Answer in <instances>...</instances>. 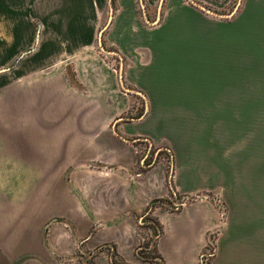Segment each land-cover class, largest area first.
I'll use <instances>...</instances> for the list:
<instances>
[{
    "label": "crops",
    "instance_id": "crops-1",
    "mask_svg": "<svg viewBox=\"0 0 264 264\" xmlns=\"http://www.w3.org/2000/svg\"><path fill=\"white\" fill-rule=\"evenodd\" d=\"M38 2L29 3V14L43 28L36 32L37 42H44L32 58L44 63L29 68L28 79L43 80L40 85L32 83L43 94L0 95V264H53L54 255H68L101 224L99 239L117 240L131 259L139 213L168 191L164 168L157 167L143 181L128 177L123 168L136 161L135 149L126 142L131 137H149L172 151L176 193L193 196L220 189L222 217L207 202L186 206L177 214L156 213L164 227L157 248L167 264H200L207 234L216 229L212 264H264V160L256 151L259 139L253 138L251 154L246 153L243 134L245 39L246 33H264V0H244L242 15L231 22L203 15L189 0H168L161 20L152 26L154 9L160 12L158 0H147L145 19L137 0H116L107 40L132 61L125 67L126 80L146 96L148 104L146 116L120 126L118 132L112 126L130 103L116 70L92 51L105 0ZM226 3L229 0H204L212 8ZM15 4L0 3L2 17L9 23L14 21L10 16L19 15ZM18 28L0 37L10 39L13 33L17 40ZM18 50L17 43L9 45L6 63ZM70 66L79 89L68 77ZM25 72L17 69L9 78L21 81ZM213 72H221L219 84ZM216 87L222 92L214 107ZM42 98L44 111L37 112L35 105ZM22 103L29 105L28 111L21 112ZM7 104L17 107L12 128L6 124ZM214 118L222 120L223 132L219 179L213 176L212 161L206 164L200 157L202 145L191 138L189 125L192 120ZM38 119L43 123L36 124ZM24 129L30 137L27 145L5 142L6 136ZM102 165L120 169L109 173L95 169ZM71 167L73 176L58 205L59 215L73 218L76 227L56 224L45 231L37 218V185L45 184L51 192L47 185L64 182ZM47 191L42 217L53 215ZM99 263L109 264L104 258Z\"/></svg>",
    "mask_w": 264,
    "mask_h": 264
},
{
    "label": "rangeland",
    "instance_id": "rangeland-1",
    "mask_svg": "<svg viewBox=\"0 0 264 264\" xmlns=\"http://www.w3.org/2000/svg\"><path fill=\"white\" fill-rule=\"evenodd\" d=\"M36 0H1L0 3H16L13 9H16L15 17L10 16L9 19L14 21L11 23L3 18L0 6V33L4 32L8 35V32L13 29V27H19V39H14L13 33L11 37L1 38L0 37V70H6L5 73L0 74V95H24L27 97L29 94H37V96L42 95L43 91L34 90L33 85H40L43 80L32 79L29 80L30 76L29 68L35 67L42 61L33 59L34 54L40 49L42 43L44 42L40 39L37 42L36 32L40 28L43 32V28L40 27L39 23H36L29 14V3ZM39 0H37V3ZM139 13L142 19L144 13L147 15V0H137ZM168 0H158V9H154L152 19L149 20L150 25L157 24L166 8ZM188 1V0H185ZM189 3L198 12L203 15L210 17L218 22H231L242 15L245 9L246 3L244 0H229L224 7L212 8L204 4V0H189ZM107 5L101 15V26L96 33V37L93 41L92 51L100 57V61L106 63L113 67L116 72L118 79L120 80L121 91L125 97H128L130 103L129 110L120 116L117 124H113V129L118 132L120 126L124 124L133 123L139 119L146 116L147 103L146 96H140L141 92L128 84L125 77V67L127 65H133L132 61H127V59L120 54V52L113 46H111L107 40L108 34V23L112 20L116 9V0H105ZM144 6V7H143ZM2 18L4 21H2ZM251 30V29H250ZM6 36V35H5ZM17 43L19 45V52L9 63H6L8 59L6 52L9 49V45L12 43ZM245 50H246V71H245V88H244V141L246 153L251 154L252 141L259 139V145L256 147V151L260 153V158L264 160V33L254 32L251 34L246 33L245 39ZM7 58V59H6ZM58 57H56L57 59ZM53 58L47 61V64L52 62ZM8 61V60H7ZM46 63V62H45ZM6 64V65H5ZM31 65V66H30ZM27 66V68H25ZM30 66V67H28ZM17 69H26L20 78L21 81H14L9 78V74ZM68 77L71 83L76 87L80 88V84L75 77L73 68L70 66L67 70ZM213 80L215 83H220L221 72H213ZM217 76H216V74ZM33 74V73H32ZM216 78V79H215ZM7 80V82H5ZM9 80V81H8ZM36 81V82H35ZM254 81V82H253ZM15 82V85L12 84ZM33 83V85H32ZM36 83V84H34ZM255 83V87L253 86ZM2 85L5 87L1 88ZM9 85H14L10 87ZM9 86V87H6ZM13 90H15L13 92ZM222 92L221 87L214 88V107L219 104L220 93ZM28 104H21V112L28 111ZM35 111H44L43 98L41 103L35 105ZM6 124L9 122V128H12V114L16 112V105L7 104L5 106ZM15 110V111H14ZM227 111V109H226ZM229 109L227 112H231ZM214 113L217 114L219 111L214 109ZM44 120L38 119L35 121L36 124L39 122L43 123ZM27 122V121H23ZM34 123V121H32ZM191 138L199 140L198 145H202L199 148V152L202 149V156L206 164L212 161V173L214 178H220V159L222 155L223 145V132H222V120L219 118H214L212 120H192L190 121ZM24 126V125H22ZM39 125H37L38 127ZM7 128V127H6ZM10 131H12L10 129ZM26 132V133H24ZM17 133V132H15ZM24 133V134H23ZM254 135V137H253ZM28 130L24 129L20 131V134H12L5 137L6 143L17 142L18 145H27L29 143ZM38 141L40 137L38 136ZM246 139V140H245ZM35 142V141H34ZM123 142V141H122ZM127 144L131 145L136 151V161L131 166V168H123L126 171L128 177L133 181H143L148 175H151L157 170V167L165 169L166 175V185L168 191L161 194L158 198L152 199L149 203L142 208L141 213L136 221L134 241L132 245V256L129 259L126 254L120 248V244L117 240L110 237L99 239L100 230L103 225H96L92 228L84 238L80 239V242L73 248V250L65 256L54 255L53 264H100V259L104 258L109 264H167L163 260L160 251L158 250V245L164 237V227L159 221L156 213H168L177 214L186 206H191L199 202L210 203L214 210L219 213L218 215L222 217V206L220 200V189L219 187L208 193L196 194L193 196H183L176 193L173 182V175L175 171V161L172 151L164 145H156L152 139L149 137H131L127 139ZM223 146V147H222ZM201 154V153H200ZM251 158V156H250ZM95 169L109 173L119 170V167L108 169L107 167L98 166ZM54 172L57 169H53ZM115 170V171H114ZM74 168L67 169L64 174V182L53 183L52 185H47L50 190L47 191L45 184L37 185V209H38V223L44 225V230L48 231L49 228L56 224H71L76 227V224L70 218L63 217L59 215L60 212V202L62 193H65L67 186L69 185L71 178L73 176ZM155 175V174H153ZM48 196L52 197L53 202V215H45L44 208V195L46 192ZM48 211V209H47ZM225 209H223V212ZM58 213V214H57ZM218 230L211 231L207 234V245L201 251L199 256L200 264H212V260L216 253V240L218 236ZM102 231L100 237H102ZM105 233V232H104ZM97 239V240H96ZM99 240V241H98ZM165 259V258H164Z\"/></svg>",
    "mask_w": 264,
    "mask_h": 264
},
{
    "label": "water",
    "instance_id": "water-1",
    "mask_svg": "<svg viewBox=\"0 0 264 264\" xmlns=\"http://www.w3.org/2000/svg\"><path fill=\"white\" fill-rule=\"evenodd\" d=\"M1 72V71H0Z\"/></svg>",
    "mask_w": 264,
    "mask_h": 264
}]
</instances>
